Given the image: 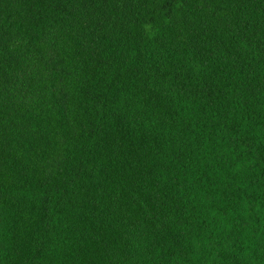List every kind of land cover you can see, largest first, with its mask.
Segmentation results:
<instances>
[{
    "label": "trees",
    "instance_id": "1",
    "mask_svg": "<svg viewBox=\"0 0 264 264\" xmlns=\"http://www.w3.org/2000/svg\"><path fill=\"white\" fill-rule=\"evenodd\" d=\"M0 264H264V0H0Z\"/></svg>",
    "mask_w": 264,
    "mask_h": 264
}]
</instances>
